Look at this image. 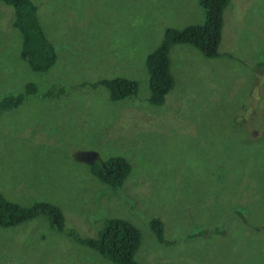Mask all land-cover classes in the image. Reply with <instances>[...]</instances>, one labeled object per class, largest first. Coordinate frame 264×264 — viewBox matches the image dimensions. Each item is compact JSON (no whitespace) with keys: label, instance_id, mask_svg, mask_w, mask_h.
<instances>
[{"label":"rangeland","instance_id":"374dc122","mask_svg":"<svg viewBox=\"0 0 264 264\" xmlns=\"http://www.w3.org/2000/svg\"><path fill=\"white\" fill-rule=\"evenodd\" d=\"M30 1L57 59L31 72L0 3V99L27 82L64 93L0 114V195L56 204L81 237L108 217L129 220L137 264H264V0H230L215 57L170 48L173 86L160 106L147 101L145 57L166 28L202 23L197 0ZM122 76L136 82L123 101L83 86ZM112 156L130 166L117 190L89 167ZM63 235L42 215L0 227V264H111Z\"/></svg>","mask_w":264,"mask_h":264},{"label":"trees","instance_id":"16d2710c","mask_svg":"<svg viewBox=\"0 0 264 264\" xmlns=\"http://www.w3.org/2000/svg\"><path fill=\"white\" fill-rule=\"evenodd\" d=\"M229 2L230 0H197L203 16L201 24L187 25L179 29L168 27L163 31L158 46L147 54L144 60L149 90L147 101L151 106H160L172 89L173 78L168 58L172 46H189L206 59L218 55L222 14ZM0 3L12 9L11 26L20 36V58L31 72L38 76L46 74L54 66L57 55L55 46L43 34L36 6L30 0H0ZM262 67L263 63H257L255 66L258 72H264ZM83 86L93 89L102 87L112 102L123 101L136 93V82L123 76L98 79L83 83ZM63 93L61 87L51 86L43 94H38L37 86L33 82H27L19 92L0 99V114L15 110L28 97L56 98ZM89 167L94 180L110 190H117L130 172L125 158L118 156L109 157L104 161L93 159ZM39 215L46 218L50 228L56 232H64L63 236L94 250L111 264H137L134 253L139 246L140 233L129 220L108 217L103 221L97 236L81 237L73 227L65 230L62 211L56 204L37 200L28 205H20L0 195V227H11ZM149 226L158 241L164 242L160 220L151 218Z\"/></svg>","mask_w":264,"mask_h":264},{"label":"water","instance_id":"95a60500","mask_svg":"<svg viewBox=\"0 0 264 264\" xmlns=\"http://www.w3.org/2000/svg\"><path fill=\"white\" fill-rule=\"evenodd\" d=\"M87 156H90V157H94V155L92 153H87Z\"/></svg>","mask_w":264,"mask_h":264},{"label":"clouds","instance_id":"9594fccd","mask_svg":"<svg viewBox=\"0 0 264 264\" xmlns=\"http://www.w3.org/2000/svg\"><path fill=\"white\" fill-rule=\"evenodd\" d=\"M222 22H223V20H222ZM201 56V55H200ZM206 59V58H205ZM171 72V71H170Z\"/></svg>","mask_w":264,"mask_h":264}]
</instances>
